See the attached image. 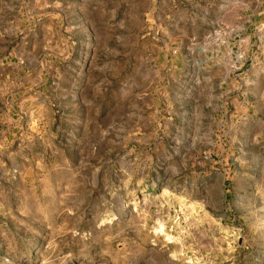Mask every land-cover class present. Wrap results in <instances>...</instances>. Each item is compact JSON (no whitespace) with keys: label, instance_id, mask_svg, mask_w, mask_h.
<instances>
[{"label":"rangeland","instance_id":"rangeland-1","mask_svg":"<svg viewBox=\"0 0 264 264\" xmlns=\"http://www.w3.org/2000/svg\"><path fill=\"white\" fill-rule=\"evenodd\" d=\"M7 1L0 264H264V80L246 99L217 77L211 100L196 62L225 7L243 34L260 15L262 46L264 0Z\"/></svg>","mask_w":264,"mask_h":264},{"label":"crops","instance_id":"crops-1","mask_svg":"<svg viewBox=\"0 0 264 264\" xmlns=\"http://www.w3.org/2000/svg\"><path fill=\"white\" fill-rule=\"evenodd\" d=\"M15 1L21 4V2H26L27 0H9L7 1V3L14 4ZM52 3L61 5L62 1L58 2L57 0H54L52 1ZM259 17L260 15L258 13H252L250 15V20L247 24V30L249 31L246 34H243L244 29L241 16L236 14H229L226 7L224 9V12L221 13L220 20L225 22V38H220L219 46L214 48L210 45L207 48L203 49L205 53L211 51V56L206 54V58L203 61H196L199 66L202 65L205 69L208 70V73L210 74L209 77L205 80L204 84L208 86V92L211 94V100L213 97L212 91L214 89L215 79H217V77L221 78L222 84L229 83L231 85L234 82L239 84V91H241L239 92V95H241L242 98L244 97L246 99H248L249 96H254L251 92V94H249V86H260L262 84L264 80V61H261V57H263L262 55L264 54V44L260 46L259 40L256 39L254 32L259 28L261 19ZM194 23L195 19L193 21V24ZM241 35L243 36L242 38L240 37ZM244 51H246L245 53H247L246 58L242 55ZM176 53H178L177 50L171 52L172 55ZM213 54H216L217 57H215ZM168 60L169 59H167L166 57V62ZM12 64L13 63L8 65ZM245 65H248V67L243 69L242 67ZM217 69L222 70L223 73L222 71H216ZM239 69H241L242 71L234 74V72L238 71ZM219 73L222 74L219 75ZM29 78L30 77L18 78L16 76H7L5 80L7 82H10V84L20 80H23L26 84H29V82L32 80H30ZM4 84L6 83L4 82ZM31 85H33V82L31 83ZM222 87L224 88V86ZM11 95V100H4L3 102L6 104V107L3 111V116L5 119L3 120V125L7 127L3 131L4 143L8 142L6 137L7 134L9 136L11 134L16 135L14 131L18 132L21 129V119L15 120L14 118H12L14 115L12 109H14L15 104V99L13 98L14 92H11ZM256 95L259 98V93H257ZM39 96L40 97L37 100H35L36 97L34 95H31L27 99H25V101H29L30 99L28 109L29 107H31L33 112L36 110V104L46 105L47 103V99L45 98V96Z\"/></svg>","mask_w":264,"mask_h":264},{"label":"bare ground","instance_id":"bare-ground-1","mask_svg":"<svg viewBox=\"0 0 264 264\" xmlns=\"http://www.w3.org/2000/svg\"><path fill=\"white\" fill-rule=\"evenodd\" d=\"M167 191H168V190L165 189L163 193H167Z\"/></svg>","mask_w":264,"mask_h":264}]
</instances>
